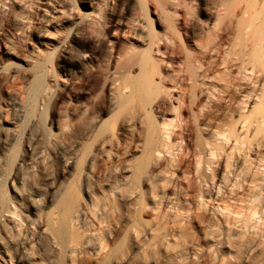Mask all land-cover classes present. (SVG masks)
<instances>
[{"label":"rangeland","instance_id":"rangeland-1","mask_svg":"<svg viewBox=\"0 0 264 264\" xmlns=\"http://www.w3.org/2000/svg\"><path fill=\"white\" fill-rule=\"evenodd\" d=\"M214 1L188 2L192 15L213 31L210 33L217 32L219 27L213 21ZM174 3L175 0H54L56 10H53L43 0H31L24 8L18 3L0 0V67L5 68V78L0 82V188L12 206L8 212L0 213V237L6 241L5 245H0L4 264L8 261L9 264H201L200 257L204 254L206 264H264L259 245L264 240L260 237L264 222V123L254 122L256 114L249 112L255 100L258 102L256 94L264 80V65L262 69L259 66L263 77L260 76L258 81L240 84L243 71L229 68V74L224 64L237 52L245 51L239 53L245 56L249 53L246 45L254 26L258 25L252 24L254 28H251L250 18L244 16L249 23L245 18L242 24L247 25L243 27L247 26L245 30L251 28V32L246 30L240 38L244 29L241 32L237 29L240 26L237 19L240 18L242 0L236 1L230 14L227 13L234 26H229L231 37L226 39L229 40L227 47L222 49L212 76L213 81L224 77L232 80L229 95L222 85H217L213 91L224 98L216 104L206 93L198 98L197 105L194 102L197 98L191 95L192 134L189 142L192 149H198L197 143H202L203 154L196 159L199 164H191L190 173L179 172L169 159L178 153L182 142L172 138L167 140L170 150L165 156L166 161L160 158L159 164H150L149 168L156 174L151 187L140 185L148 202L147 212L142 214V233L137 236L133 230L129 239L125 232L123 193L139 187L126 167L132 165L127 163L138 155L137 146L145 136L144 123L132 119L141 114L140 106L146 102L158 129L163 128V120L180 123L179 110L172 106L177 102L175 92L169 90L171 95L168 96L166 88L172 85L170 67L161 60L160 53L151 51L157 90L141 96L130 91L125 103L110 107L106 113L89 112L87 102L91 99L107 107L122 80L128 74L137 73L145 49L138 36L142 28H147V22H151L156 34L170 39L174 36L173 39L181 42V36L173 33ZM43 9L54 11L46 17L50 20L47 24L41 18ZM164 9H171V12ZM16 15L22 20L15 19L18 18ZM234 29L237 34L240 32L238 38ZM45 30L48 35L39 38L38 33ZM260 39L261 47L254 48L264 64V37ZM240 42L244 44L238 45ZM244 47L247 51L242 50ZM62 48L66 53L60 54ZM36 54L46 63L42 71L44 94L36 99L31 117L24 120L20 110L29 98L32 75L25 70L11 75L7 67L8 63L23 65L21 59ZM236 59L239 57L232 61ZM234 77L239 83L236 78L233 80ZM161 78H165V82L159 83ZM247 93L249 97L243 98ZM260 108L258 103L257 109ZM246 116L251 118L243 125L242 117ZM208 125L212 129L218 127L220 134L211 132ZM174 129L172 126L169 131ZM231 135L235 136L232 138ZM111 136L113 141L108 142ZM252 162L261 165L253 167ZM249 174L255 178V186L249 184ZM184 176L192 177L193 189L189 192L183 186ZM169 179L175 180L174 187L169 188ZM68 188L75 191L85 210L81 209L84 214L80 220L70 223V233L75 238H68L62 246L48 232H41L44 227L40 229L39 222L46 225L49 217L57 219L59 210L54 202L58 194ZM167 191L172 192L173 202L181 211L175 218L169 215L163 218L159 241L150 246L147 240L155 224L152 215L161 211L158 203ZM254 193L259 197L254 205L261 207L258 211L255 208L254 217L249 218L251 226L257 225L256 230L250 228L246 233L240 227L239 216L244 218L252 214L248 213L247 206L252 200L249 195ZM221 199L222 203L226 200L227 205L220 203ZM230 204L236 209H231ZM223 206L229 208L225 207L224 211ZM226 208L231 211L228 212L230 216ZM195 211L200 215L196 221L192 216ZM136 237L143 242L138 244Z\"/></svg>","mask_w":264,"mask_h":264},{"label":"bare ground","instance_id":"bare-ground-1","mask_svg":"<svg viewBox=\"0 0 264 264\" xmlns=\"http://www.w3.org/2000/svg\"><path fill=\"white\" fill-rule=\"evenodd\" d=\"M8 1H10L11 3H18L20 7L24 8V7L28 6V4L30 3L31 0H8ZM236 1L239 2V0H215L214 1L213 7H212V13H213V19H214L213 21H215L216 22L215 25H217V26L219 25V27H218V31L215 29L217 32L210 33L213 31H210V28H205L206 26L204 27L202 22H200L197 18H195V16L192 15L191 9H190L189 3H188L189 0H175V3H174L173 8H172V16H173V20H172L173 26L172 27H173V33L178 35V37L181 36V42L175 40L176 38L173 39L174 36L171 37V39H170V37H168L166 35L160 36V35L156 34L155 31L151 27V22H149V23L147 22V28H142L141 31L139 32V36H138L140 41L143 44H145V49H144V52L141 54V62H139V67H138L137 73L135 75L128 74L127 78L122 80V82L115 89L114 95H112V97L110 98L109 104L107 105V107H104V105L98 104V103L92 101L91 99L87 102V110L89 112L92 113L95 110H100L101 112L106 113V111L109 110L110 107L125 103L129 97L130 91H132L134 94L141 96V95H145V94L149 93L150 91L157 90L158 84L154 80L155 65L153 64L152 56H150L151 51H153L155 53H160L161 54V60L165 61L166 65H168L170 67V75H171L170 80L172 82V85L169 87H166V88L168 90V96L171 95L169 90H173L175 92L174 97L176 98L177 102H176V105H172V106H175V107H173L175 110L176 109L179 110V114H177V117L179 118L180 123L176 124V123H173V121L172 122H166L163 120V123H162L163 128L160 127L158 129V127L156 126V123L153 121V118H152V115L149 111V108L146 106L147 105L146 102H143L140 106L141 114H139V116H136L132 119V121L144 123V125H145L144 126L145 136H144V139L142 140V142L137 146V150H139L138 155L135 156L130 162L128 161V163H127V164H132V165L126 167L127 171H131V178L133 179V182H136L137 184H139V187L136 188V190H134L133 188L132 189L129 188L126 191L124 190L125 192L123 193V198H122L126 202V207L124 208L125 213L122 216V223L125 225L124 229H125V232L127 233L129 239H131L130 235H131V232L133 230L135 231L137 236L142 233V227L144 224L142 214H144V212L146 211V206H147L148 202L145 199V193H144V190L141 189V186H143V187H149L150 186L151 187L150 184L153 183V181L155 180L156 174L154 173L153 169L149 168L150 164H159L160 158H161V161H163V160L166 161L165 156L168 155V150H170V144H168L167 140H170L172 138L173 140L179 139L182 142V144L180 146H178L179 148L177 147L178 153L173 155V156L171 155L172 157L169 159V161L172 164H175L176 169H179V172H180V170H183L184 173H190L191 172L190 171L191 164H197V165L199 164V162H196V159L201 154H203L202 143L201 144L197 143V146L199 147V148L197 147L198 149H196V148L192 149L190 142H189L190 136L192 134V132H191L192 129L190 126V117H189V111L192 107L191 95H193L195 98H197L195 101L193 100L197 105L200 101L199 99L202 98L203 95H205L206 93L209 94L210 97L213 99L214 104L221 102L222 99H224V98H222L220 95H215L213 93L214 88L217 85H222V87L225 88V93H227V96L229 95L228 90H230V88L232 87V84H233L231 82L232 80L230 78L224 77L225 79L222 78L219 81V79L217 78L216 81L217 82L219 81L220 83H216L215 80L213 81L214 78L212 79V76H213V73L216 72L214 69L218 65L219 58L222 56L221 55V52H223L222 49H225L227 47L226 41H229V40H226V39H228V37H231L230 36L231 33L228 34V32H229L228 29H230L229 26H231L233 24V22L230 20V17H228L230 15H228L227 13L230 14V11H231L230 9L236 3ZM43 3L48 7L53 8V6H54V0H43ZM242 3H243V6L239 9L240 18L237 19L238 23L236 22L238 24V26L239 25L240 26L237 27V29L240 28L239 29L240 32H241V29L245 30V28L247 26L245 28L243 26H245L247 24L243 25L242 22L245 20V18L247 19V17H248V19L250 18L249 19L250 23H249L248 19H247L248 22L246 21V23H249L250 24L249 26H251V28L253 27L252 24L258 23V25L254 26L255 27V29H253L254 31L252 30V32H251V28L246 29V30H250L249 32L252 33V34H250L251 35V37H250L251 39H249L250 43L248 42V45L250 44L252 47L249 48L250 45L248 46L245 44L250 50L247 47H246V49L248 51L245 49V47H244V49H242V50H246L249 53L252 50L253 51L250 54L247 53V55L245 56L244 54L240 55L242 52L246 53L245 51L241 52L240 51L241 49H240L239 50L240 52H237L236 55L232 58V60L235 57L236 58L239 57V59H236L234 61H232V60L230 61V59H227L228 61H225V63H224V61H221V63L226 64L225 67L227 69L224 67L226 70H228L229 68H230V70H231V68H232V70L235 69L237 72H238V70H242L244 74L242 77H240L239 82H240V84H243V83L245 84V83H249V82H251V83L256 82L259 80L258 78L260 76L263 77V75L260 74V73H262V71L261 72L259 71V66L262 69V66L264 64L262 63L260 55L258 54V52L255 50L254 47H256L258 45L257 47L260 48L261 42H262V39H260V38H261V36L264 37V0H242ZM5 7H6V5H5ZM11 7H12V5H11ZM11 7H9V8L11 9ZM6 9H7V7H6ZM53 10H56V9L53 8ZM53 10L50 11L48 9H43L42 14H41V18L43 19L44 23L47 24L50 21L46 17L50 14H54ZM164 10H165V12H171V9H168V10L164 9ZM61 12H63V11H61ZM11 13H14V12L12 11ZM18 14H20V13H18ZM244 16H247V17L244 18ZM16 17H18V16L16 15ZM19 18L20 17L15 18V19H19ZM257 18H259V21H257ZM241 19H242V21H240ZM20 20H22V19L20 18ZM255 20L257 22L253 23ZM147 21H149V19ZM240 22H241V24H239ZM233 26H234V24H233ZM232 28H236V27H232ZM237 29H234V30H236V36L238 38V35L240 32L237 34ZM244 30H242V36L240 35L241 36L240 38L244 37L243 36L244 32H246V30L245 31ZM47 35H48V31H46V30L38 33L39 38H41V37L45 38ZM248 36H249V34H248ZM179 40H180V38H179ZM250 40L252 41V43ZM240 44H241V42L238 43V45H240ZM243 44H241V45H243ZM240 48H242V47L240 46ZM63 53H66V51L62 48V50H60V54H63ZM237 55H238V57H237ZM240 56H243V57L241 58ZM151 59H152V61H151ZM21 61L24 63L23 65H20V64L19 65L18 64L13 65L12 63H8V67H7L8 69L7 70L9 71V73L11 75H15V74L21 72L22 70L23 71L25 70L27 73H31V75H32V80L29 84V93H28L29 98L27 97V101L24 102V104L21 108L22 110H20L21 118H23L24 120H28L35 110L36 99L39 96L44 94V89H43L44 81H43L42 71L44 70V65L46 63L44 60H40L38 58L37 54L34 57L23 58V59H21ZM132 64H133L132 61H130L129 66H131ZM3 66H5V65H3ZM148 67H149V69H148ZM4 69H5L4 67H0V82L2 80H4V78H5L4 74H3ZM229 74H230V71H229ZM218 76H220V75H218ZM235 78L236 77H234L233 80L234 81L237 80V82H238V79L236 78V80H235ZM164 80H166V79L165 78L159 79V83L165 82ZM260 86H261V88L257 91L259 94H256L258 102H256V100H255V102L253 103L254 106H253L252 110H250L249 112L250 113L254 112L256 114V116L254 117V122H256L258 124H263L264 123V80H263L262 84H260ZM128 89H129V91H128ZM244 97H249L248 93L246 95H243V98ZM42 98H43V96H42ZM248 100L251 102L254 101L253 98L248 99ZM258 103L261 105L262 108L257 109ZM215 107H218V105H216ZM262 110H263V113H262ZM257 113H262V114L257 116ZM181 115L183 118L181 117ZM201 115L203 117L206 116V114H201ZM242 118H243V120L241 121V123L243 125H245L250 120L251 117L249 118L248 116H246V117H242ZM213 119H215V118H213ZM126 122H127V120H126ZM172 126L175 129L172 131H169V129ZM207 127L209 130L212 129V127L209 128L210 125H208ZM161 130L165 133H163ZM212 130L213 131H211V132H214V134H216V135L220 134L218 127H214ZM160 134L161 135L163 134L165 136V138L163 135H162L163 137L160 136ZM224 136H225V133H224ZM231 136L233 138V136H235V135H231ZM219 137H222V139H224L223 135H220ZM141 138H142V136H141ZM227 139H225V140H227ZM14 141L16 143L18 140L16 141V138H15ZM112 141H113V137L111 136L108 139V142H112ZM217 141H219V140H217ZM228 142H230V140ZM174 143H173V145H174ZM224 144L226 146V142H224ZM234 144H235V142H234ZM242 145H245V144L243 143ZM236 147H237V142H236ZM207 148H209V147H207ZM166 150H167V153H165ZM236 150H237V148H236ZM210 151H212V150H210ZM236 152H238V150ZM241 152H242V150H241ZM197 161H199V159ZM255 162L257 163L258 161L256 160ZM255 162L251 163V164H254L253 167H255V165H257V166L261 165V164H255ZM260 163H262V162H260ZM148 169H150V170H148ZM195 172H196V170H195ZM249 177H250V179L248 178L249 182H250L249 184H251L252 186H255V185H253L254 183H257V182H255V178H253L251 175ZM169 181H170V184L168 185L169 188L174 187L176 185L175 180L169 179ZM130 182H131V180H130ZM247 182H248V180H247ZM247 182H246V184H247ZM10 184L11 185L13 184V180L10 182ZM183 184H184L183 185L184 188L188 192L191 191L193 189L192 177H190V178L185 177ZM240 188H239V190H241ZM163 191H164V189H163ZM240 196H242V195H240ZM249 197L252 200H251V203L249 202L250 205L247 206V209H248V211H250L248 213L252 212V214H248L246 217H244L246 219H244L243 217H241V214L239 212H236V214H240V216H239L240 217V219H239L240 227L242 229L246 230V233H247L248 229H250V228L255 229V227L257 226V225L251 226L249 224V221H250L249 218L251 216H253V214H255L254 209L257 206L255 207L254 202L259 197L255 193L250 194ZM246 198H248V197L246 196ZM237 201L238 200H236L234 202L237 203ZM224 202H226V200ZM220 203H222V199H221ZM236 203L234 205H236ZM158 205H160L161 211L154 213L152 215L153 216L152 219L154 220L155 224H154V228L152 229L153 233L151 234V237H149V239L147 240V244H149L150 246H155L156 243L159 241L160 233L163 230L162 229L163 218L165 216H168V215L170 217L175 218V216L178 213H180V211H181L180 208L177 207L176 202L175 203L173 202L171 191H167V194L165 195V197H163V199H161V201L158 203ZM226 205H227V202H226ZM10 206L11 205H9L7 198L5 197L4 190H2L0 188V213H4L8 209H10ZM54 206H55V208H57L59 210V212L56 213V214H58L57 219L52 220V218L49 217L47 219L46 225H44L42 222H39V227H40V229L42 227H44V228H42L41 232H44V231H46V233L48 232L52 238L54 237L60 243V245L64 246V244L66 243L68 238L69 239L75 238V236L72 233H70V226H71L70 223L75 222V221L77 222L78 220H80V218L84 214L83 211H81V209L85 210V207L82 205L81 202L78 201L76 193L72 188H68V189H65L64 191H61L58 194L57 199L54 202ZM228 206H225V207H228ZM225 207L223 208L224 211H225ZM260 207H258V208H260ZM228 208H226V210ZM230 208L231 209L233 208V210L236 209V207H232V205L230 206ZM258 208H256V210ZM223 210H221V211H223ZM196 211L192 215L193 219L195 221L200 218V215H198L196 213ZM226 212H227V215H229L228 214L229 211L227 210ZM37 217H39V216H37ZM225 217H226V215H225ZM232 217H233V215H232ZM42 220H43V218H42ZM166 220H168V219H166ZM172 220L169 221L170 224L172 223L171 222ZM223 220H226V219H223ZM224 225H227V224H224ZM228 225L231 226L230 223ZM172 227H173V225H172ZM164 229H166V228H164ZM252 233H254V232H252ZM255 234H257L256 231H255ZM255 234H254V236H255ZM244 235H245V233H244ZM261 235L262 236H260V237H262L264 239V222H263V229H262ZM140 237H136L138 244H141L143 242V240L139 239ZM239 237H242V234H240ZM251 239H252V237H251ZM256 239H257V237H256ZM262 241L260 242L259 245H261L260 246L261 256L264 257V240H262ZM5 243H6L5 239L3 237H0V245L3 246V245H5ZM258 250H259V247H258ZM260 252H258V253H260ZM21 253H22V255H24L23 252H21ZM204 255H201V257H200V259H201L200 263L201 264H206V258ZM4 258L5 257L1 256V253H0V264H4V260H3ZM9 260H10V258H9ZM7 264H9V261L7 262Z\"/></svg>","mask_w":264,"mask_h":264}]
</instances>
